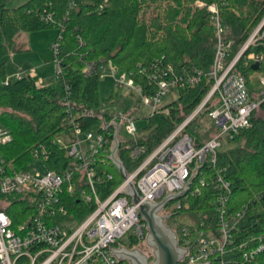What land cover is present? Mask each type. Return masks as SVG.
<instances>
[{"label":"trees","instance_id":"1","mask_svg":"<svg viewBox=\"0 0 264 264\" xmlns=\"http://www.w3.org/2000/svg\"><path fill=\"white\" fill-rule=\"evenodd\" d=\"M71 1L27 0L11 6V0H0V46L4 55L21 31L59 30L54 59L60 73L51 85H39L30 75L6 83L5 62L0 63V127L12 139L0 146V161L11 170L29 169L33 162L31 151L38 145L47 147V169L59 174L67 169L65 150L55 144L56 137L69 131L73 124L85 131L99 121L96 114L100 78L84 75L86 63L109 61L117 71L140 83L143 91L153 88L148 85V77L156 60L171 66L176 74L190 73L192 68L206 73L211 66L214 30L207 10L196 7L197 0H74L73 5ZM220 12L227 38L240 42L263 17L264 0H226ZM142 69L146 72L142 73ZM237 71L247 78L253 73L251 66L245 67L242 61ZM207 90L206 79L185 87L176 101L147 118V126L141 129L146 135L137 145L151 152L194 110ZM165 109L167 113L163 112ZM82 111L90 115H83ZM185 133L199 146L210 138L196 133L193 123ZM239 140L242 142L238 146L218 151L215 164L204 163L192 176L187 193L178 201L180 207L170 211L169 221L183 218L194 221L199 229L216 227L219 208L229 216L247 207L246 215L232 232L234 257L241 264H264V252L245 262L241 259L244 248H240L250 236H264V118H253L251 127L241 130L232 142ZM134 147L130 140L119 145L117 156L126 172L143 159L131 158ZM103 159L105 181L98 192L104 198L122 179L112 162L107 157ZM217 174L230 183V195L223 205L215 182ZM65 206L78 221L93 209L77 196L65 198ZM28 210L26 201L15 200L6 214L16 226L32 212ZM184 224L176 223L175 227ZM167 225L170 226L168 222ZM121 243L129 249L138 245L133 238ZM17 264H25L24 259Z\"/></svg>","mask_w":264,"mask_h":264},{"label":"built area","instance_id":"2","mask_svg":"<svg viewBox=\"0 0 264 264\" xmlns=\"http://www.w3.org/2000/svg\"><path fill=\"white\" fill-rule=\"evenodd\" d=\"M225 1L195 2L198 9L207 10L214 30V54L208 72L192 68L190 73L182 71L176 74L171 66L156 60L148 77L152 90L143 91L142 85L128 75L115 81L116 86L132 89L133 94L139 96L142 103L150 108L151 114L147 117L150 118L162 112L165 105H161V100L169 90H178L179 96L185 87L207 80L208 90L200 103L151 152L147 153L143 145H137L146 132L138 130L129 115L118 113L105 117V114H96L99 117L96 130H93L95 125L82 131L73 124L69 131L56 137L55 144L65 150L64 157L68 159L67 169L61 174L46 168L48 150L45 145L32 149L33 162L29 169L14 171L0 161V264H17L20 259H24L25 264H127L114 258L110 249L127 248L121 241L130 238L138 241L136 248L145 245L148 233L146 224L138 215V205L123 194L128 184H133L140 203H157L167 195L182 192L204 163L215 164L217 152L224 142H232L241 130L251 127L259 112L264 113V15L246 38L237 42L227 38V30L222 23L220 6ZM73 4L74 0L71 1ZM52 49L55 56L58 43L55 42ZM241 61L245 67L250 65L252 69L257 65L258 69H252L253 73L247 78L237 71ZM55 62L58 75L60 68ZM106 68L113 77L117 70L104 60L86 63L83 72L87 77L97 75L100 78ZM24 75L18 72L14 78L21 80ZM163 112L168 111L165 109ZM82 113L90 115L85 111ZM205 114L212 123L213 135L199 146L185 130ZM121 125H124L129 139L120 138ZM117 130L119 144L130 140L135 145L131 158L143 159L127 172L126 180L103 198L98 192V187L105 181V171L101 167L104 157L109 160ZM80 134L84 136L83 140L79 139ZM61 135L69 136V142L64 143ZM11 141L9 132L0 127V146ZM106 177L111 179L110 175ZM215 182L221 192L219 202L223 205L230 195V183L221 174H217ZM73 196L85 205L93 206L81 221L65 206V198ZM15 200L26 201L30 208L28 213L32 211L16 226L6 214V209ZM178 201H174V208L180 207ZM165 209L160 215L167 225L171 214L164 213ZM218 212L216 227L209 225L199 229L192 220L180 227H175L176 223L173 227L167 225L175 233L178 245L186 250L180 264H241L234 257L232 232L246 215L247 207L229 216L222 208ZM69 218L75 220L74 227L68 226ZM209 232L214 235L208 237ZM242 247L241 259L251 262L264 252V236H250ZM145 255L152 258L151 253Z\"/></svg>","mask_w":264,"mask_h":264},{"label":"rangeland","instance_id":"3","mask_svg":"<svg viewBox=\"0 0 264 264\" xmlns=\"http://www.w3.org/2000/svg\"><path fill=\"white\" fill-rule=\"evenodd\" d=\"M58 29L49 28L34 32L21 31L16 34L14 38L13 46L8 50V53L4 55L0 46V63L5 62V71L9 79L14 80L15 74L21 71L25 75H30L35 82L39 85H51L56 82L59 77L57 75V64L54 59V51L52 45L55 43L58 36ZM126 78V75L120 71H115L112 77L108 68L102 74L99 79L98 85V112L97 114H118L129 115L134 120V124L138 130L147 126V117L151 114L150 108L142 103L138 95L133 94L132 89L116 86V82ZM136 87V85H134ZM182 90H180L181 92ZM179 91L171 89L167 92L166 96L162 98L161 105H166L172 101H176ZM257 117L264 118V113H258ZM120 125V122L117 121ZM98 124L95 125L93 130L98 128ZM193 128L197 133L201 135H208L212 137L213 127L210 119L207 115L200 116L195 122H193ZM74 135L71 133V137ZM120 138L123 140L129 139L130 136L126 133L124 125L120 128ZM60 138L64 143L69 142V136L61 135ZM79 139L83 140L84 136L79 135ZM242 140L234 141L231 143H223L222 150L230 149L238 146ZM43 170V166H40ZM175 206L174 202L167 205L164 213L170 212ZM68 226L74 227L76 225L75 220L69 218L67 220ZM170 226L173 227L174 223L183 224L186 222L183 218L178 220L167 221ZM214 233L209 232L208 237H211ZM126 239V238H125ZM143 254L151 253L146 245L135 247Z\"/></svg>","mask_w":264,"mask_h":264},{"label":"water","instance_id":"4","mask_svg":"<svg viewBox=\"0 0 264 264\" xmlns=\"http://www.w3.org/2000/svg\"><path fill=\"white\" fill-rule=\"evenodd\" d=\"M252 69L257 70L258 66L255 65ZM117 134L118 130L114 136V146L109 160L117 168L121 179L126 180L128 174L122 162L116 156L120 145L117 140ZM189 184L190 183L188 182L182 192L167 195L160 202L140 203V197L138 196L136 189L132 183H129L123 194L126 197L131 198L133 204L138 205V215L146 224L148 231L145 245L152 250V258L150 260V257L141 253L139 250H129L123 246L112 247L110 249L111 255L119 262H125L127 264H180L184 259L186 250L178 245L175 233L165 224V218L160 215V212L165 209L169 203L184 196L189 189Z\"/></svg>","mask_w":264,"mask_h":264},{"label":"crops","instance_id":"5","mask_svg":"<svg viewBox=\"0 0 264 264\" xmlns=\"http://www.w3.org/2000/svg\"><path fill=\"white\" fill-rule=\"evenodd\" d=\"M25 1H27V0H11L10 5L11 6H17L19 4H22ZM19 72H21V71H19Z\"/></svg>","mask_w":264,"mask_h":264},{"label":"flooded vegetation","instance_id":"6","mask_svg":"<svg viewBox=\"0 0 264 264\" xmlns=\"http://www.w3.org/2000/svg\"><path fill=\"white\" fill-rule=\"evenodd\" d=\"M161 216H162V214H161ZM151 253H152V251H151Z\"/></svg>","mask_w":264,"mask_h":264}]
</instances>
